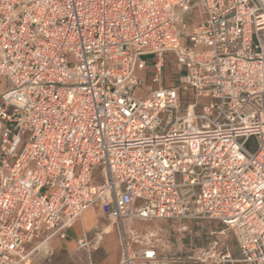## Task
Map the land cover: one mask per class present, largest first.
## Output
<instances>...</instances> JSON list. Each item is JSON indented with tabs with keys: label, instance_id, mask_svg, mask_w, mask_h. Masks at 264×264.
I'll return each mask as SVG.
<instances>
[{
	"label": "built area",
	"instance_id": "built-area-1",
	"mask_svg": "<svg viewBox=\"0 0 264 264\" xmlns=\"http://www.w3.org/2000/svg\"><path fill=\"white\" fill-rule=\"evenodd\" d=\"M95 208L118 264H264V0H0V264ZM184 219L241 260L128 230Z\"/></svg>",
	"mask_w": 264,
	"mask_h": 264
},
{
	"label": "crops",
	"instance_id": "crops-1",
	"mask_svg": "<svg viewBox=\"0 0 264 264\" xmlns=\"http://www.w3.org/2000/svg\"><path fill=\"white\" fill-rule=\"evenodd\" d=\"M108 215V211L105 212ZM101 220V219H100ZM99 222L94 210L87 211L82 218L66 230L67 238H52L45 247L37 249L27 264H80L78 240L82 237L93 239V228ZM78 227V231L75 230ZM115 231V235L112 234ZM129 231H152L168 242V248L175 251L181 245L190 251L214 248L216 254H228L233 260H241L238 242L232 231L218 221L208 219L158 220L129 223ZM112 231V233H111ZM99 248L90 253L88 262L83 264H118L121 260L120 235L118 228L111 224ZM117 237V238H116ZM118 240V243L114 239ZM162 261V260H161ZM162 263V262H161ZM163 264H202L195 262H170ZM211 264V263H208Z\"/></svg>",
	"mask_w": 264,
	"mask_h": 264
},
{
	"label": "rangeland",
	"instance_id": "rangeland-1",
	"mask_svg": "<svg viewBox=\"0 0 264 264\" xmlns=\"http://www.w3.org/2000/svg\"><path fill=\"white\" fill-rule=\"evenodd\" d=\"M145 59L147 60H152V56H148ZM170 64L163 70V85L166 87L169 86H176L178 84V76L176 75V71H175V65L173 64V62H169ZM140 77H142L144 80H146V78H148L147 84L151 85L152 84V78L154 76V71L151 68H148L147 71H145L142 74H139ZM101 180V169L97 168L95 173H94V184H98ZM94 210V216H96V219L99 220V222L95 225V227L93 228V239L91 240V247L89 249V251H84V250H79V252H81V256H79V263L83 264L86 261L88 262V258L90 257V253L92 252V250L94 248H99L102 243H103V239L101 241L97 240V236H103V238L105 237V235L108 234H103V231L109 227L112 222L109 219L108 215L104 212H99L97 208L93 209ZM101 219V220H100ZM75 230L78 231V227H75ZM113 231V233H112ZM111 233L115 235V231L112 229ZM116 236V235H115ZM117 238V237H116ZM114 239V241L116 242V244L118 243L117 239Z\"/></svg>",
	"mask_w": 264,
	"mask_h": 264
},
{
	"label": "bare ground",
	"instance_id": "bare-ground-1",
	"mask_svg": "<svg viewBox=\"0 0 264 264\" xmlns=\"http://www.w3.org/2000/svg\"><path fill=\"white\" fill-rule=\"evenodd\" d=\"M109 233V227H107L104 231H103V234H107ZM103 236H100V239H102Z\"/></svg>",
	"mask_w": 264,
	"mask_h": 264
}]
</instances>
